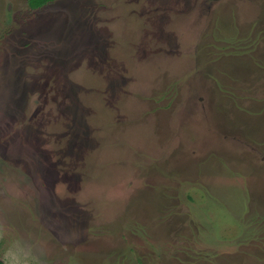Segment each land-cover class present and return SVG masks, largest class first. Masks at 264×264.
I'll list each match as a JSON object with an SVG mask.
<instances>
[{"label": "rangeland", "instance_id": "rangeland-1", "mask_svg": "<svg viewBox=\"0 0 264 264\" xmlns=\"http://www.w3.org/2000/svg\"><path fill=\"white\" fill-rule=\"evenodd\" d=\"M131 6L0 0V259L264 264V0Z\"/></svg>", "mask_w": 264, "mask_h": 264}, {"label": "crops", "instance_id": "crops-1", "mask_svg": "<svg viewBox=\"0 0 264 264\" xmlns=\"http://www.w3.org/2000/svg\"><path fill=\"white\" fill-rule=\"evenodd\" d=\"M97 8L96 11L102 13L106 17H112L114 12H117L125 6L132 4L131 10L137 13V16L141 18L139 23L144 28V33H167L165 30L166 24L163 21L170 18L172 19V13H175L177 6L187 5L191 3V0H94ZM94 9V11H95ZM168 17V18H167ZM163 27V29H162ZM146 29H148L146 31ZM150 29H153L151 31ZM162 29V32H161ZM170 34V33H169ZM173 43V40L170 39ZM251 179V178H249ZM254 194H264V186L255 189L253 186ZM249 189V188H248ZM253 193V192H252Z\"/></svg>", "mask_w": 264, "mask_h": 264}, {"label": "trees", "instance_id": "trees-1", "mask_svg": "<svg viewBox=\"0 0 264 264\" xmlns=\"http://www.w3.org/2000/svg\"><path fill=\"white\" fill-rule=\"evenodd\" d=\"M52 1V0H29V4L33 8H38L41 7L42 5L46 4L47 2ZM0 264H8L2 259H0Z\"/></svg>", "mask_w": 264, "mask_h": 264}]
</instances>
